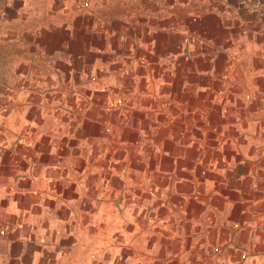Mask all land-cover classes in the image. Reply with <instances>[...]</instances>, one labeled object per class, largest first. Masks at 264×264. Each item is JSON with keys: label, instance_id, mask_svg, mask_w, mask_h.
I'll return each mask as SVG.
<instances>
[{"label": "crops", "instance_id": "crops-1", "mask_svg": "<svg viewBox=\"0 0 264 264\" xmlns=\"http://www.w3.org/2000/svg\"><path fill=\"white\" fill-rule=\"evenodd\" d=\"M0 264H264V0H0Z\"/></svg>", "mask_w": 264, "mask_h": 264}, {"label": "built area", "instance_id": "built-area-1", "mask_svg": "<svg viewBox=\"0 0 264 264\" xmlns=\"http://www.w3.org/2000/svg\"><path fill=\"white\" fill-rule=\"evenodd\" d=\"M122 103H123L122 99L117 98V99L111 101V102L108 104V106H109L110 108H112V109H113V108L115 109V108H118L119 106H121ZM215 250H218V248H215Z\"/></svg>", "mask_w": 264, "mask_h": 264}]
</instances>
